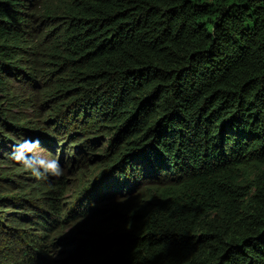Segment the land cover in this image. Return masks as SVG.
Listing matches in <instances>:
<instances>
[{
	"label": "trees",
	"instance_id": "trees-1",
	"mask_svg": "<svg viewBox=\"0 0 264 264\" xmlns=\"http://www.w3.org/2000/svg\"><path fill=\"white\" fill-rule=\"evenodd\" d=\"M26 139L61 177L11 158ZM77 243L264 264V0H0V264Z\"/></svg>",
	"mask_w": 264,
	"mask_h": 264
},
{
	"label": "clouds",
	"instance_id": "clouds-1",
	"mask_svg": "<svg viewBox=\"0 0 264 264\" xmlns=\"http://www.w3.org/2000/svg\"><path fill=\"white\" fill-rule=\"evenodd\" d=\"M39 148V140L26 139L19 143L11 153V158L19 164L24 171L36 179H41L46 175L59 178L63 175V170L58 159H45L35 154Z\"/></svg>",
	"mask_w": 264,
	"mask_h": 264
},
{
	"label": "rangeland",
	"instance_id": "rangeland-1",
	"mask_svg": "<svg viewBox=\"0 0 264 264\" xmlns=\"http://www.w3.org/2000/svg\"><path fill=\"white\" fill-rule=\"evenodd\" d=\"M35 154L45 159H53L52 156L46 151V149H41V147L36 149ZM59 154L60 153L56 154V156H58ZM58 161L60 162V159H58ZM77 183L78 181L76 182L72 181L71 185H69L68 190L66 191L65 200H68L71 197L72 193L74 192L73 185L74 184L77 185ZM79 244L80 243H77V245H71V246L63 244L61 246H57L56 248H54L56 251L52 250L51 252L50 261L46 263L45 261H43V259H41L40 263L41 264H78L76 261L72 262L71 260H67L68 257L66 253L68 252V250H71V252L76 251L78 248H80L78 247Z\"/></svg>",
	"mask_w": 264,
	"mask_h": 264
}]
</instances>
